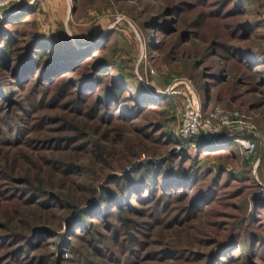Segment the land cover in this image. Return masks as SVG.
Segmentation results:
<instances>
[{"label":"rangeland","instance_id":"obj_1","mask_svg":"<svg viewBox=\"0 0 264 264\" xmlns=\"http://www.w3.org/2000/svg\"><path fill=\"white\" fill-rule=\"evenodd\" d=\"M61 36L78 56L52 53ZM9 37L21 49L0 65V264H264V0H11ZM40 49L60 69L21 71ZM97 73L130 95L103 100L104 83H83ZM188 86L200 119L215 107L248 115L253 150L232 127L176 135ZM135 89L147 102L133 115ZM183 149L193 161L174 158ZM168 163L197 183L137 181L67 228L65 204L85 206L109 175Z\"/></svg>","mask_w":264,"mask_h":264},{"label":"trees","instance_id":"obj_2","mask_svg":"<svg viewBox=\"0 0 264 264\" xmlns=\"http://www.w3.org/2000/svg\"><path fill=\"white\" fill-rule=\"evenodd\" d=\"M59 39H60L59 40L60 42L57 41L56 46L54 45L55 41L52 38L49 39L50 44H52L53 46L52 53L53 51L54 52L57 51V53H63L69 57L71 55L78 56L79 51H77V49H75L73 45H70L69 38L67 36L66 38H64V36H61L59 37ZM40 40L45 41V39L42 40V38ZM20 49L21 47L17 45V41L15 40L14 37H9V39L3 38L0 42V65L9 66L12 61L19 58ZM36 51L37 52L33 51V53L31 51L30 53L32 54L30 56H25L24 62L19 61L20 63L18 67L19 69H21V71H25V70L30 71V69H35V70L38 69L40 70V73L43 74L44 76L45 75L49 76L50 75L49 72L54 73L56 70L60 69V64H58L60 62L59 56H56V58H52L53 56H51L50 58L49 54L47 55L44 49H40ZM42 65H45L44 66L45 68H42V70L46 71L45 73L44 71L41 70ZM24 66H25V69H23ZM106 66L109 67L110 64H106ZM100 77L101 75H99L98 73L97 75L87 74L85 77L86 79L83 83H86V84L90 83L95 86H98L104 83V82L102 83V80ZM103 91H104L103 100L109 99L110 102L111 101L114 102L115 100H118L121 96H123L125 92L129 93L128 95H130L131 93L130 88L128 87V84L116 78H111L109 82L107 83L105 82L103 84ZM132 100L134 102L135 107L134 108L131 107V110L129 111L127 109L126 112H129L130 114L135 115L136 113H139V111L145 107V105L143 104H146L147 99H145L144 93L135 89ZM104 103L107 106L109 104L108 102H104ZM93 108H96V106H94ZM92 111L94 115L98 114V110L94 109ZM46 116L42 115V118ZM183 148L185 149V146H183ZM184 149L182 151V154H175L174 158H178V162L182 160V163L184 161H189V162L193 161V158L187 155L186 150ZM55 163L60 164L62 167L61 169L68 168V169H72V171L74 170V165L72 162L59 161ZM182 163H179V165H176V166H173L171 163H168L167 167L157 165V167H152V168L145 167L144 166L145 164H141L139 166L141 168L140 169L138 168L131 175L122 174V177L115 176V175H109L105 181L106 183L105 185H102L100 188L99 186L97 188H92L93 190H91L92 192L91 194L93 196H91L90 199H87L85 206L79 207L78 205H75L73 203L65 204L66 209L71 213L70 216L67 217V228L77 229L85 225V219L87 217H92L93 215H95V213H97V211H99L101 207L107 206L110 200H116L119 195L120 196L122 195L123 191L126 189L127 186L129 188H132L133 184H135V182L137 181L141 183H147V182L152 183L153 179H155V176L156 177L159 176L162 182V187H165V188L168 187V185L170 184L178 187L184 183L186 184L189 182H193L195 185L197 183L196 173L188 169V167L186 168L182 167L181 166ZM64 170L66 171V169ZM40 178L41 177L39 175H32L29 177V179L26 178L28 180L29 185L32 186V189H31L32 191L34 192L41 191L40 189L44 185L42 184L43 182L41 181ZM120 178H121V181L118 180ZM110 183L113 184V186H115L118 192L115 191L114 187L112 188L108 185ZM132 189H135V188L133 187ZM217 264H226V261L224 262L219 261V263Z\"/></svg>","mask_w":264,"mask_h":264},{"label":"built area","instance_id":"obj_3","mask_svg":"<svg viewBox=\"0 0 264 264\" xmlns=\"http://www.w3.org/2000/svg\"><path fill=\"white\" fill-rule=\"evenodd\" d=\"M11 0H0V13L10 3ZM189 88V94L184 95V106L179 114V123L176 128V135L181 138L189 140V142H196L199 140L201 134L210 136L213 132H218L221 129H235L240 134V137L234 140L240 144L242 148L247 150H253V142L249 138H246L244 134H251L253 125L248 122L250 118L246 114H242L237 110L223 109L215 107L212 113L209 114V118L200 119V104L195 100V96L192 93L193 88ZM213 122V123H212ZM244 136V137H243Z\"/></svg>","mask_w":264,"mask_h":264}]
</instances>
